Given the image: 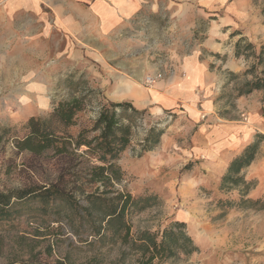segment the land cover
Listing matches in <instances>:
<instances>
[{
  "label": "rangeland",
  "instance_id": "obj_1",
  "mask_svg": "<svg viewBox=\"0 0 264 264\" xmlns=\"http://www.w3.org/2000/svg\"><path fill=\"white\" fill-rule=\"evenodd\" d=\"M170 2L177 4L175 10L145 13L144 21L128 27L121 47L129 56L121 67L131 73L123 76L129 89L117 90L96 61L72 50L63 32L50 24L48 11L12 12L8 0H0V128H13L0 144V188H17L28 176L23 162L29 156L17 153L9 136L21 135L29 117H47L69 97L71 84L79 83L82 93L87 88L96 92L81 119L93 117L98 102L127 101L144 111L117 161L125 177L114 185L133 197L155 196L153 205L128 217L131 232L161 234L169 222L181 221L198 248L157 264H264V207L239 203L264 199L263 90L238 95L254 76L264 78V64L250 71L254 58L235 56L240 38V51L249 52L247 44L256 51L264 46V0ZM184 4L191 9L183 10ZM172 18L178 22L168 21ZM195 55L213 75L212 89H170L169 82L183 78L180 71ZM167 95L179 98L172 108L162 107L160 100ZM152 126L162 130L159 141L139 155V142ZM256 140L257 153L239 173V187L221 189L230 160ZM7 159L12 163L8 175ZM47 169L45 163L37 168L38 177ZM40 216L22 214L0 223V264L32 258L51 264H136V255L125 247L85 233L79 238L65 221Z\"/></svg>",
  "mask_w": 264,
  "mask_h": 264
},
{
  "label": "trees",
  "instance_id": "obj_2",
  "mask_svg": "<svg viewBox=\"0 0 264 264\" xmlns=\"http://www.w3.org/2000/svg\"><path fill=\"white\" fill-rule=\"evenodd\" d=\"M243 40L237 41L235 56L253 57L255 62L249 69L252 71L257 65L264 64V46L256 51L254 46L247 44L249 52L240 51ZM78 86L79 83H72L69 97L60 101L47 117L31 116L21 125V135L9 136L16 152L29 156L23 162L28 176L17 188H0V223H10L22 214L31 218L39 212L42 221H65L79 238L85 233L87 238L108 240V245L125 247L136 255V264H157L197 252V246L181 221L169 222L161 234L146 229L131 232L128 217L153 205L155 196L133 197L114 185L125 177L117 161L130 145L144 111L127 101L98 102L95 115L81 119L80 114L87 111L96 92L87 88L82 93ZM257 89L263 90L264 97V78L254 76L252 81L238 88V95ZM12 130V127L0 128V144ZM161 134V129L150 127L139 142V155L152 149ZM257 146L258 140L243 145L230 160L220 179L221 189L239 187L242 182L239 173L254 159ZM4 163V173L8 175L12 171L11 159ZM43 163L48 169L39 178L37 168ZM245 202L264 207V199L253 202L242 199L239 203ZM225 203L231 204L229 201ZM6 264L51 263L32 258Z\"/></svg>",
  "mask_w": 264,
  "mask_h": 264
},
{
  "label": "crops",
  "instance_id": "obj_3",
  "mask_svg": "<svg viewBox=\"0 0 264 264\" xmlns=\"http://www.w3.org/2000/svg\"><path fill=\"white\" fill-rule=\"evenodd\" d=\"M176 5L170 0H28L24 3L8 0L6 7L12 12L21 9L48 11L50 24L63 32L72 50L96 61L97 67L108 73V83H112L114 89L126 90L129 87L123 76L129 78L131 73L121 67V60L126 59L129 52H122L121 44L128 40V27L131 23L144 21L145 13L152 15L175 10ZM187 7L191 9L192 6L182 5L183 10ZM168 21L174 24L178 19ZM190 58L188 67L182 68L179 73L183 78L170 81V89L188 91L199 85L212 89L215 81L213 75L198 62L197 55ZM178 99L174 95H167L160 101L163 108H172ZM186 111L193 113L190 107H186Z\"/></svg>",
  "mask_w": 264,
  "mask_h": 264
},
{
  "label": "built area",
  "instance_id": "obj_4",
  "mask_svg": "<svg viewBox=\"0 0 264 264\" xmlns=\"http://www.w3.org/2000/svg\"><path fill=\"white\" fill-rule=\"evenodd\" d=\"M147 82H148V83H151L152 81H151V79L148 78Z\"/></svg>",
  "mask_w": 264,
  "mask_h": 264
},
{
  "label": "bare ground",
  "instance_id": "obj_5",
  "mask_svg": "<svg viewBox=\"0 0 264 264\" xmlns=\"http://www.w3.org/2000/svg\"><path fill=\"white\" fill-rule=\"evenodd\" d=\"M127 86V85H126ZM129 89V88H128Z\"/></svg>",
  "mask_w": 264,
  "mask_h": 264
}]
</instances>
